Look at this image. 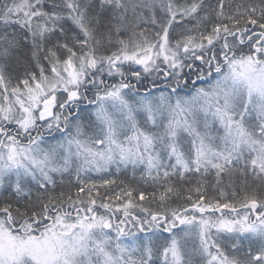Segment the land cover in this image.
I'll return each mask as SVG.
<instances>
[{"label": "snow or ice", "instance_id": "1", "mask_svg": "<svg viewBox=\"0 0 264 264\" xmlns=\"http://www.w3.org/2000/svg\"><path fill=\"white\" fill-rule=\"evenodd\" d=\"M0 264H264V0H0Z\"/></svg>", "mask_w": 264, "mask_h": 264}]
</instances>
